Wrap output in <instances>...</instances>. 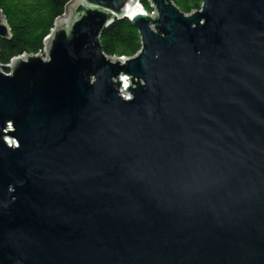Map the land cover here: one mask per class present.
Returning <instances> with one entry per match:
<instances>
[{
    "label": "water",
    "instance_id": "obj_1",
    "mask_svg": "<svg viewBox=\"0 0 264 264\" xmlns=\"http://www.w3.org/2000/svg\"><path fill=\"white\" fill-rule=\"evenodd\" d=\"M200 1L72 0L0 64V264H264V0Z\"/></svg>",
    "mask_w": 264,
    "mask_h": 264
},
{
    "label": "trees",
    "instance_id": "obj_2",
    "mask_svg": "<svg viewBox=\"0 0 264 264\" xmlns=\"http://www.w3.org/2000/svg\"><path fill=\"white\" fill-rule=\"evenodd\" d=\"M72 0H0V14L9 27L10 38H0V64L6 65L18 56L43 51V43L64 15ZM184 14L200 10V0H171ZM140 4L149 13L147 0ZM100 43L109 57H133L141 50L140 35L129 20H116L104 30Z\"/></svg>",
    "mask_w": 264,
    "mask_h": 264
},
{
    "label": "built area",
    "instance_id": "obj_3",
    "mask_svg": "<svg viewBox=\"0 0 264 264\" xmlns=\"http://www.w3.org/2000/svg\"><path fill=\"white\" fill-rule=\"evenodd\" d=\"M43 52V51H42ZM41 52V53H42ZM6 74H9L8 72H6ZM6 142L10 145L11 144V141L10 140H8V139H6Z\"/></svg>",
    "mask_w": 264,
    "mask_h": 264
},
{
    "label": "rangeland",
    "instance_id": "obj_4",
    "mask_svg": "<svg viewBox=\"0 0 264 264\" xmlns=\"http://www.w3.org/2000/svg\"><path fill=\"white\" fill-rule=\"evenodd\" d=\"M4 73H6L7 71L6 70H2Z\"/></svg>",
    "mask_w": 264,
    "mask_h": 264
}]
</instances>
